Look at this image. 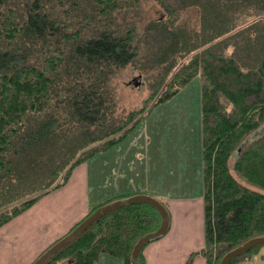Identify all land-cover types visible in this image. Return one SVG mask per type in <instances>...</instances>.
<instances>
[{"label":"trees","instance_id":"1","mask_svg":"<svg viewBox=\"0 0 264 264\" xmlns=\"http://www.w3.org/2000/svg\"><path fill=\"white\" fill-rule=\"evenodd\" d=\"M155 1L163 14L142 23L143 0H0V225L200 74L203 246L186 264H219L264 235V0ZM126 68L154 71L147 104L127 112L113 81ZM159 224L148 204L120 207L44 264H99L103 253L131 264Z\"/></svg>","mask_w":264,"mask_h":264},{"label":"rangeland","instance_id":"2","mask_svg":"<svg viewBox=\"0 0 264 264\" xmlns=\"http://www.w3.org/2000/svg\"><path fill=\"white\" fill-rule=\"evenodd\" d=\"M142 6V23L149 19L158 18L163 14L155 0H143ZM183 15L194 22L196 21L197 12L193 8L187 9ZM153 72L151 68L145 74L132 68H126L117 75L118 77L113 81L116 83L119 108L127 112L147 104L146 102L145 104L142 103L150 90L151 77L146 75ZM201 94V77L200 74H197L180 86L172 96L156 104L148 115L141 119L123 139L114 143L106 151L97 153L82 163L78 167L81 169L78 173L87 163L91 188L90 199L97 198L94 180L98 169L101 172L102 169L107 170L106 174L102 172L103 179L100 185L103 190L99 193L100 198L108 197L115 186L135 190L147 189L162 195L164 198L191 197L192 210L190 211L189 208L179 209V215L176 219L179 227L186 222L193 225L198 224L199 237L194 241L203 244V221L201 220L203 218ZM125 151H127L126 155ZM109 164L116 165L114 167L115 172L110 171ZM235 176L240 180L237 175ZM243 183L248 184L249 187H254L247 181H243ZM122 198L120 196L113 199ZM38 202L39 200L35 201L29 208L0 225V264H6V261L10 264L12 256L17 251L20 253V244L25 242L23 239L28 235L23 234H25L27 227H31L29 224L32 216L37 218ZM164 205L168 209V204ZM89 211L90 209L87 213H90ZM169 214L171 215L170 212ZM81 219L77 220L74 225ZM37 222L38 218L34 224L36 225ZM33 240H35V236ZM99 264H123V261L103 253L100 254ZM247 264H264V243L250 255Z\"/></svg>","mask_w":264,"mask_h":264},{"label":"crops","instance_id":"3","mask_svg":"<svg viewBox=\"0 0 264 264\" xmlns=\"http://www.w3.org/2000/svg\"><path fill=\"white\" fill-rule=\"evenodd\" d=\"M126 154L127 151H125ZM80 165L73 170L64 186L48 193L39 200L37 203L39 207L37 226L34 224L37 218L32 216L31 223L29 224L31 227H27L25 234H23L28 235L23 239L25 242L20 244V253L17 251L12 256L11 262L13 264H28L58 237L67 232L77 220L86 216L91 207L96 206L105 199L115 196H130L137 193L151 195L164 204H168V211L171 213L168 232L160 238L151 241L142 250L143 264H186L190 253L203 246L202 243L194 241L199 237V225L186 222L179 227L178 220L176 219L179 215V209L189 208L190 211L192 210L191 197L164 198L162 195L147 189L135 190L115 186L108 197L100 198L99 193L103 190V187L100 185L103 179L102 172L106 174L107 170L102 169L101 172L98 169L94 180L97 198L91 200L87 163L82 167V171L78 173L81 170L78 168ZM108 166L111 167L110 171L112 173L115 172L114 167L116 165L109 164ZM201 220L203 221V219ZM34 236L35 240H33ZM5 263L8 264L7 261ZM191 264H205V260L197 256Z\"/></svg>","mask_w":264,"mask_h":264},{"label":"water","instance_id":"4","mask_svg":"<svg viewBox=\"0 0 264 264\" xmlns=\"http://www.w3.org/2000/svg\"><path fill=\"white\" fill-rule=\"evenodd\" d=\"M137 203H145L150 205L158 212L160 216V224L158 228L154 232L147 233L140 237L132 248L131 264H139L138 259L144 247L155 238L165 235L170 227V214L164 203L155 197L144 193L133 194L123 199H115L109 203L98 206L88 213L77 224H75L66 234L46 248L30 264H44L48 259L58 253L69 243L74 241L104 215L120 207ZM263 243L264 235L250 238L241 245L226 252L220 259L219 264H230L234 257L239 256L256 246H260Z\"/></svg>","mask_w":264,"mask_h":264}]
</instances>
